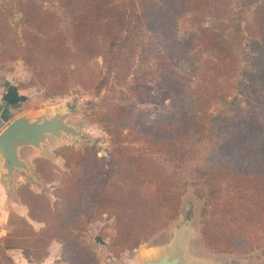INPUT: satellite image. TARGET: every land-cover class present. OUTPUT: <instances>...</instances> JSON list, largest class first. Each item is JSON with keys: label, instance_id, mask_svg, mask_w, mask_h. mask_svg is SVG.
Instances as JSON below:
<instances>
[{"label": "rangeland", "instance_id": "obj_1", "mask_svg": "<svg viewBox=\"0 0 264 264\" xmlns=\"http://www.w3.org/2000/svg\"><path fill=\"white\" fill-rule=\"evenodd\" d=\"M73 1L74 4L70 0H0V80L10 79L12 84L8 99L10 104L15 103L13 116L26 111L39 116L69 109V122L80 127L79 138L50 139L45 155L24 150L23 155L33 165L37 179L31 182L18 175V196L8 193L0 169V239L10 234L20 235L23 232L21 218L28 220L37 232L45 229L43 222L31 219L18 194L21 186L48 197L53 210L64 207L56 191L62 185H69L71 179L82 196L87 195L97 175L105 192L113 193L123 187L120 165L112 157L114 146L103 116L108 108L123 105L150 111L155 118L169 108L176 84L196 91L197 96L205 100V88H209L210 79L216 78L217 70L203 50L200 36L204 29L222 36L227 46L236 52L239 65L249 67L255 55V42L260 39L255 36L259 37L264 28L261 27L264 0H188L186 7L174 10L171 20L142 12L139 3L150 0H98L125 5V20L118 19L117 10L104 9L98 15L82 12L81 2ZM81 21L97 22L116 35L113 52L109 47L111 40L99 42L100 50L108 54L105 63L102 56L88 61L87 65L75 63L76 49L80 47L78 35H81L77 26ZM98 31L102 29L95 27L94 32ZM66 49L72 56L63 60L62 52ZM62 68L69 72L75 70L73 82L66 90L58 84L57 73ZM103 78L106 83L99 86ZM231 83L234 88L222 84L226 87L225 100L222 101L220 83L216 98L211 104L205 102L202 111L207 109L214 115H226L231 123H236L237 113L249 110L247 98L251 96L241 94L236 88L237 81ZM123 135L135 149L144 151L149 159L177 177L185 188L178 217L168 220L162 230L141 245L166 242L187 229L190 237L186 258L200 260L191 264H264L263 249L215 253L202 242L205 200L196 195L199 175L191 167L205 166L209 157L206 144H202L199 154L187 162L186 167H178L149 141L129 130ZM80 208L84 217L83 232L97 259L100 256L101 264H114L109 260V248L116 236L115 217L91 214L86 203L80 204ZM28 247L9 250L8 254L16 264H67L62 260L63 248L58 241L52 242L46 251L33 250V245ZM97 264H100L99 259Z\"/></svg>", "mask_w": 264, "mask_h": 264}, {"label": "trees", "instance_id": "obj_2", "mask_svg": "<svg viewBox=\"0 0 264 264\" xmlns=\"http://www.w3.org/2000/svg\"><path fill=\"white\" fill-rule=\"evenodd\" d=\"M70 1L74 4L73 0ZM186 1L150 0L139 3V6L142 12L159 14L161 18L171 20L174 19V10L186 7ZM77 2H81L82 12L91 11L98 15L104 9L117 10L118 19L125 20L127 8L122 3L111 5L98 0ZM93 24L81 21L77 26L81 35H78L80 47L76 49L75 63L79 65H87L88 61L101 56L105 63L108 54L100 50L99 42L111 40L110 52L117 44V37L110 29L97 22ZM95 27H100L102 32L95 33ZM263 29L259 37L255 36L261 40L255 42V55L249 67L239 65L236 52L227 46L222 36L204 29L200 36L203 50L217 70L216 78L210 79L209 88H205V100H201L196 91L176 84L169 108L159 112L155 118L150 111L123 105L108 108L103 122L112 137V157L120 165L123 187L113 193L105 192L101 177L97 175L87 195L82 196L71 179L69 185H62L56 191V197L64 207L53 210L48 197L21 186L18 194L27 206L31 219L43 222L45 229L37 232L28 220L21 218L23 232L0 239V264H15L8 254L9 250H25L33 245V250L46 251L54 241L62 244V260L67 264H97V255L83 232L82 203L90 206L91 214H111L115 217L116 236L109 248L115 258L125 251L137 249L162 230L168 220L178 217L184 185L163 166L149 159L144 151L135 149L123 135L125 130L154 144L178 167H186V163L199 154L202 144H206L209 157L205 166L191 167L199 175L196 195L205 200L202 213L204 246L215 253L264 250ZM71 56L67 49L62 52L63 60ZM58 72V84L66 90L73 82L75 70L69 72L62 68ZM104 81L103 78L99 86L104 85ZM232 81H237L236 88L240 89L241 94L251 96L247 98L249 110L243 109L237 113L236 123H231L226 115H214L207 109L202 111L201 106L205 102L211 104L216 98L220 83L222 101L225 100L226 87L222 84L234 88ZM39 160L36 161L37 165ZM39 245L40 248L37 247Z\"/></svg>", "mask_w": 264, "mask_h": 264}, {"label": "water", "instance_id": "obj_3", "mask_svg": "<svg viewBox=\"0 0 264 264\" xmlns=\"http://www.w3.org/2000/svg\"><path fill=\"white\" fill-rule=\"evenodd\" d=\"M69 109H57L52 113L36 116L27 113L11 120L0 132V169L3 181L9 194L17 195V177L25 176L29 181H36L37 175L33 165L23 155L24 150H32L45 155L50 139L79 138L80 127L71 124ZM187 229L179 231L170 240L160 244L161 249L155 257L147 258L143 264H191L200 261L198 258H186V246L189 241ZM168 244V245H166ZM172 246H171V245ZM171 247H170V246Z\"/></svg>", "mask_w": 264, "mask_h": 264}, {"label": "crops", "instance_id": "obj_4", "mask_svg": "<svg viewBox=\"0 0 264 264\" xmlns=\"http://www.w3.org/2000/svg\"><path fill=\"white\" fill-rule=\"evenodd\" d=\"M10 79H1L0 80V132L3 129L2 127H5L11 119H15L16 117L31 113V111H26L24 113L19 114L18 116H13L15 115L14 113L16 112L14 110V104H10L8 95L10 90H12V84L9 81ZM19 92L22 94V91L19 90ZM14 102L13 100L11 103ZM1 174V172H0ZM168 245V244H166ZM171 245V244H170ZM169 245V246H170ZM159 246H149L146 245L144 247H140L138 249L132 250V251H125L121 254L120 257L115 258L110 255L109 260L114 262V264H143L144 260L147 258L155 257L159 254V251L161 249ZM172 246V245H171ZM170 246V247H171ZM13 259V258H12ZM98 259L100 260L101 264V257L98 256ZM14 261V259H13ZM15 262V261H14ZM16 264V262H15Z\"/></svg>", "mask_w": 264, "mask_h": 264}]
</instances>
